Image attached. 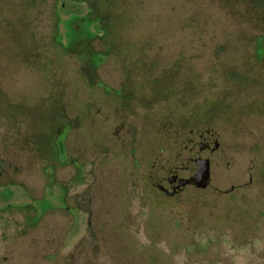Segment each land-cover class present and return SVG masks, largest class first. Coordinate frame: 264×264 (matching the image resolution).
I'll list each match as a JSON object with an SVG mask.
<instances>
[{
  "label": "rangeland",
  "instance_id": "rangeland-1",
  "mask_svg": "<svg viewBox=\"0 0 264 264\" xmlns=\"http://www.w3.org/2000/svg\"><path fill=\"white\" fill-rule=\"evenodd\" d=\"M18 1L27 25H0V264H264V107L230 89L264 83V0H98L91 53L70 39L77 0ZM198 103L221 149L208 187L169 198L159 179H188L196 149L184 172L116 148H160Z\"/></svg>",
  "mask_w": 264,
  "mask_h": 264
},
{
  "label": "flooded vegetation",
  "instance_id": "flooded-vegetation-1",
  "mask_svg": "<svg viewBox=\"0 0 264 264\" xmlns=\"http://www.w3.org/2000/svg\"><path fill=\"white\" fill-rule=\"evenodd\" d=\"M77 10L79 12H84L85 16L81 17V16H76V18H72L70 20L69 25H71V29H70V39L71 41H77L80 43H84V46L82 47V44H80L79 53H91V50L89 48V43L91 41H95L98 38L99 34H95L92 32V26H97L99 28L100 31H104V26L102 25V16H101V12L99 11V8L94 6L97 5L98 0H93L92 2L90 0H77ZM26 8L23 6L22 1H18V0H0V25L5 26V25H10L12 24V20H11V15L13 14L14 16L16 15L15 20L18 21L19 25H27V14H26ZM22 11V12H20ZM19 13V14H18ZM10 16V17H9ZM56 24L61 23L62 21H60V17L54 18ZM69 21H66V23H68ZM59 36V34H54V37ZM69 36V35H68ZM86 43H88L86 45ZM93 53V52H92ZM90 62V61H89ZM88 62V66L90 69V74L93 75L94 72V66L92 65L93 62H90L89 65ZM243 87V88H242ZM230 89H246L249 90L248 95L249 98L252 97V101H251V105L255 106L260 104L262 107H264V97L262 95V90L264 89V83L263 81L261 82H256L255 80H250L247 82H244L242 84H238V83H231L230 85ZM258 94L260 95L259 98H255L254 96ZM232 96V95H231ZM187 100V92H185V97L183 100L180 101H184L183 104H185ZM230 100V102H229ZM259 102V103H257ZM234 103V98L230 99V96H224L222 97V99L218 100V105H219V109L215 110V113L217 118L220 115V111L223 108V106H231ZM197 105L196 108L191 112V118H189V116H186V114L182 113L181 117H180V126L182 127V130L177 134L178 136L175 137L174 140L169 141L168 143H166L165 145H162L160 148L159 147H152V146H148L145 147L143 145H136V140L134 138H131L130 136H124L125 138L123 139V137L119 140L120 144L116 149H163L161 152L162 153H168L167 154V158H164L166 161L162 162L164 163V165L162 163H160V165L162 164L163 166H167V165H171L174 163H177V166H179L178 168L183 170L184 172L188 170L187 167V153L188 152H192L193 149H196V153L195 154V158L192 160V164H193V169L191 170V175H194L197 170L199 169V165L205 161H209V165H210V157L212 155L213 152H215L217 149H221L220 147V137L221 134L218 131L217 128H215L214 126H211L210 124L206 123L207 121H209L210 119H206L205 118V110L207 104H202V103H198L195 104ZM251 105H249L248 110H250V107H252ZM260 106V107H261ZM261 107V108H262ZM218 108V107H217ZM198 110V111H197ZM225 110V108H224ZM230 111V109H229ZM233 120H237L238 113L236 109H233ZM85 113V112H84ZM237 114V115H236ZM241 114V113H240ZM86 117V116H85ZM189 122H192L191 124H189ZM61 129L57 132L56 136H55V140L58 138L62 139V147L56 146L55 144V140L54 142L52 141V149H54L53 152V160L57 161V159L59 160L58 164H62L66 158H67V151L66 149H68V147L65 146V139L68 137L69 135V127L67 125H63L60 127ZM188 129V132L186 131ZM121 129H123L122 125L121 127L118 128L119 132L121 131ZM151 133H154L153 130H151L150 132H148V136H150ZM154 135V134H152ZM127 137V138H126ZM146 137V136H145ZM88 142V139H87ZM58 149H62L64 151V155L65 158L61 159V154H59ZM82 149H92L89 146L83 147ZM106 149H113L111 147L106 148ZM213 149V150H210ZM134 151V150H133ZM208 155V156H207ZM204 156V158H203ZM207 156V157H206ZM163 160V159H162ZM176 166V168H177ZM162 167V166H161ZM184 174V173H183ZM160 182L157 184L159 185V187H162V190L165 192V190H170L171 186L180 183L181 181H184L185 178L183 177L182 173L178 174V173H174L171 172L168 175H165L163 177H161ZM188 186V185H187ZM185 186V187H187ZM189 186H193V185H189ZM209 186V185H208ZM207 186V187H208ZM184 187V188H185ZM195 187V186H194ZM183 188V189H184ZM180 193V192H179ZM178 193H174L173 195H166L169 198H173L177 195ZM59 200H61V198L65 199L68 198L66 194H60L58 196ZM57 198V199H58ZM56 202V201H55ZM59 207V206H57Z\"/></svg>",
  "mask_w": 264,
  "mask_h": 264
},
{
  "label": "water",
  "instance_id": "water-1",
  "mask_svg": "<svg viewBox=\"0 0 264 264\" xmlns=\"http://www.w3.org/2000/svg\"><path fill=\"white\" fill-rule=\"evenodd\" d=\"M213 150V149H210ZM210 169L209 161H205L199 165L197 172L189 177L188 179L181 181L173 186L170 190H165L166 195H173L174 193L180 192L186 185H193L200 189H205L210 184ZM232 190V189H231Z\"/></svg>",
  "mask_w": 264,
  "mask_h": 264
},
{
  "label": "trees",
  "instance_id": "trees-1",
  "mask_svg": "<svg viewBox=\"0 0 264 264\" xmlns=\"http://www.w3.org/2000/svg\"><path fill=\"white\" fill-rule=\"evenodd\" d=\"M71 26V25H70Z\"/></svg>",
  "mask_w": 264,
  "mask_h": 264
}]
</instances>
